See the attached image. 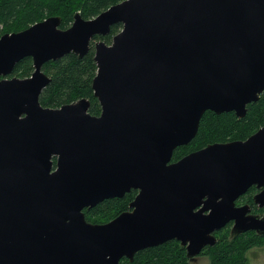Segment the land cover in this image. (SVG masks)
<instances>
[{"label":"water","instance_id":"water-1","mask_svg":"<svg viewBox=\"0 0 264 264\" xmlns=\"http://www.w3.org/2000/svg\"><path fill=\"white\" fill-rule=\"evenodd\" d=\"M116 24L110 44L95 42ZM60 25L0 37V77L23 58L34 67L0 80V264H119L171 240L192 259L229 222L264 236V215L236 205L256 186L264 207V125L171 162L206 111L241 118L264 92V0H124ZM92 41L99 115L85 98L43 107L42 66ZM131 190L130 211L86 221L84 209Z\"/></svg>","mask_w":264,"mask_h":264},{"label":"trees","instance_id":"trees-1","mask_svg":"<svg viewBox=\"0 0 264 264\" xmlns=\"http://www.w3.org/2000/svg\"><path fill=\"white\" fill-rule=\"evenodd\" d=\"M124 0H0V37L6 33L19 32L48 17L58 16L61 29L68 28L73 15L78 12L83 19H92L109 7ZM120 24L113 25L105 37H95L110 44L112 36L119 32ZM92 48V47H91ZM82 58L68 54L61 59L49 61L42 66L49 82L39 97L43 107L59 108L62 105L88 99V112L98 116L100 106L93 97L91 84L96 73L94 50L91 49ZM34 71L30 58H23L15 64L12 76L25 79ZM264 125V92L257 101L246 106V112L239 118L234 112L216 114L206 111L199 122L195 137L187 144L174 150L171 162H176L185 155L201 150L208 145L245 141ZM252 188L248 195L253 194ZM136 195L131 190L121 198L107 199L96 206L85 209L86 221L94 224L108 222L128 209ZM226 224L217 232L218 236L229 231ZM217 238V237H216ZM263 237L253 232L234 236L229 242L219 237L216 243L207 246L201 255L208 253L210 264H245L242 257L256 244L262 243ZM120 264H188L186 248L176 240H171L154 247L138 251L132 260L122 259Z\"/></svg>","mask_w":264,"mask_h":264},{"label":"rangeland","instance_id":"rangeland-1","mask_svg":"<svg viewBox=\"0 0 264 264\" xmlns=\"http://www.w3.org/2000/svg\"><path fill=\"white\" fill-rule=\"evenodd\" d=\"M97 40L98 39H96L95 42ZM102 41L105 44L108 45V43L106 41H104V40H102ZM92 49H93V46H92ZM1 79H3V78H1ZM244 203H246V198H244L242 202L239 201V204L238 203L237 204L241 206ZM252 210H253L254 214L255 213L257 214L259 211H261V210L258 209V207L255 204L253 205ZM230 230H231V227H230L229 231L228 232H224L223 235H221V236L217 235V238L219 239V237H222V238L226 237L227 241L229 242L232 239V237L230 235ZM242 257L245 259V264H264V240H263L262 243L256 244L249 252H247L244 255H242ZM210 260L211 259H210L209 255H208V253H205L203 255L196 256L192 260H189L188 264H210Z\"/></svg>","mask_w":264,"mask_h":264},{"label":"flooded vegetation","instance_id":"flooded-vegetation-1","mask_svg":"<svg viewBox=\"0 0 264 264\" xmlns=\"http://www.w3.org/2000/svg\"><path fill=\"white\" fill-rule=\"evenodd\" d=\"M92 44H93V41H92V43L90 44V46L92 47ZM90 47V48H91ZM92 49V48H91ZM13 70H14V68H13ZM13 70L11 71V73L10 74H8L7 76H5V77H0V79L1 78H3V79H12V78H17L16 76H12V73H13ZM18 79H21V78H18ZM252 188H254L255 189V192L253 193V194H249L248 195V193H249V191L252 189ZM260 191H261V188H256V186H252V187H250L249 189H248V191L244 194V195H242V196H240L239 198H238V200L236 201V205L237 206H240V205H238L239 204V201L240 202H242L243 201V199L244 198H246V203H244L243 205H248L250 208H251V210H250V214H254L253 213V210H252V208H253V205H254V201H253V197L256 195V194H258V193H260ZM252 200V201H251ZM238 203V204H237ZM257 206V205H256ZM258 207V206H257ZM258 209L259 210H261V211H259L257 214L255 213L254 215H258V216H263L264 215V207H258ZM85 210V209H84ZM84 210H83V212H84ZM127 211H130L129 210V208L127 209V210H125V211H123V212H127ZM114 219V218H113ZM111 221V220H110ZM109 222V221H108ZM105 223H107V222H105ZM105 223H101V224H105ZM94 224V223H93ZM228 224H230V227L232 228V226H233V222H229ZM227 224V225H228ZM230 227H229V229H230ZM223 229V228H222ZM221 230V229H220ZM219 230H215L214 232H213V235L215 236V238L217 237V232H218ZM249 232H253V231H249ZM245 233V232H244ZM248 233V232H247ZM253 233H255V232H253ZM240 234H242V233H240ZM230 235H231V237L233 238L234 236H236V235H232V233H231V230H230ZM237 235H239V234H237ZM255 235H258V234H256L255 233ZM258 236H260V237H263L264 238V236H261V235H258ZM226 238V237H225ZM217 240H218V238L216 239V242H217ZM226 241H227V239H226ZM216 242H214V243H216ZM207 246H211V245H207ZM206 246V247H207ZM205 247V248H206ZM185 248V247H184ZM204 248V249H205ZM203 249V250H204ZM201 251V253L202 252H204V251ZM201 253L199 254V255H201ZM122 259H127V258H125V257H123V258H121V260ZM121 260L119 261V264H120V262H121ZM129 260V259H128Z\"/></svg>","mask_w":264,"mask_h":264}]
</instances>
